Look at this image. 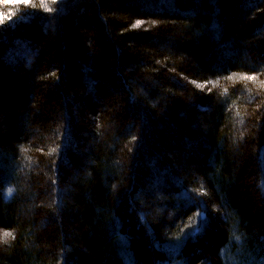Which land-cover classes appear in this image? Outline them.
<instances>
[{"label": "trees", "instance_id": "trees-1", "mask_svg": "<svg viewBox=\"0 0 264 264\" xmlns=\"http://www.w3.org/2000/svg\"><path fill=\"white\" fill-rule=\"evenodd\" d=\"M2 5L0 264H264V0Z\"/></svg>", "mask_w": 264, "mask_h": 264}, {"label": "rangeland", "instance_id": "rangeland-1", "mask_svg": "<svg viewBox=\"0 0 264 264\" xmlns=\"http://www.w3.org/2000/svg\"><path fill=\"white\" fill-rule=\"evenodd\" d=\"M20 3V2H23V0H0V4L2 3V7H8V6H12L14 3ZM1 7V8H2Z\"/></svg>", "mask_w": 264, "mask_h": 264}, {"label": "snow or ice", "instance_id": "snow-or-ice-1", "mask_svg": "<svg viewBox=\"0 0 264 264\" xmlns=\"http://www.w3.org/2000/svg\"><path fill=\"white\" fill-rule=\"evenodd\" d=\"M24 3H27L28 0H23ZM11 192V189L9 190V193ZM5 235H10V233H6Z\"/></svg>", "mask_w": 264, "mask_h": 264}]
</instances>
